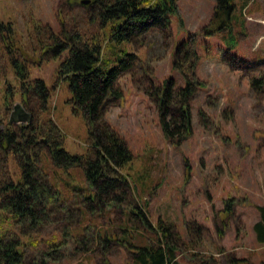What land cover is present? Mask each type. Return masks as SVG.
Returning a JSON list of instances; mask_svg holds the SVG:
<instances>
[{
	"label": "rangeland",
	"instance_id": "rangeland-1",
	"mask_svg": "<svg viewBox=\"0 0 264 264\" xmlns=\"http://www.w3.org/2000/svg\"><path fill=\"white\" fill-rule=\"evenodd\" d=\"M83 1L0 0V22L12 28L0 30V128L16 105L24 106L31 120L12 122L18 142L38 133V178L58 196L42 225L14 228L26 243L27 264H42L43 252L61 240L45 264H132L134 246H155L163 235H171L179 264H228L230 258L264 264V244L253 229L264 207V0H237L234 51L227 31L207 35L215 0H178L169 29L120 46L137 60L118 80L122 98L106 106L104 119L133 158L119 169L129 182L124 199L102 204L92 201L96 189L84 164L56 166L50 153L59 144L71 155H96L84 111L59 76L68 52L54 54L68 36L85 43L98 35L114 59L93 0ZM12 57L28 68L29 91L20 86ZM186 75L202 85L191 102L192 135L176 145L163 134L158 96L167 80L175 79L176 89L185 86ZM36 80L46 84L45 100L33 88ZM16 153L0 152L1 179L21 178L20 160L27 157Z\"/></svg>",
	"mask_w": 264,
	"mask_h": 264
},
{
	"label": "trees",
	"instance_id": "trees-1",
	"mask_svg": "<svg viewBox=\"0 0 264 264\" xmlns=\"http://www.w3.org/2000/svg\"><path fill=\"white\" fill-rule=\"evenodd\" d=\"M177 3L178 0H93L92 4L97 8L103 28L101 37L108 44L114 59L106 57V47L98 35L85 43L80 35L68 36V40L58 41L54 48L55 55L62 56L68 52L60 64L59 76L68 81L74 103L84 111L91 127L90 134L96 155L94 158H89L88 155H71L59 144L51 145L50 153L56 166L72 167L84 164L86 179L96 189L95 199L92 201L97 200L102 204L108 199H124V187L129 185L119 169L132 161L133 153L124 139L104 119L106 106L122 98V91L117 87L118 80L133 69L137 60L136 55L119 48L152 29H169L172 18L178 15ZM238 8L237 0H215L211 29L207 33L211 37L227 31L226 43L229 51L237 48L234 22L238 18L235 14ZM241 8H245V4ZM4 29L12 32L10 26L0 22V30L3 32ZM183 44L189 45L186 42ZM180 51L181 48L176 51V59ZM187 55L185 57H189ZM11 61L20 86L29 91L32 86L28 81V68L16 57H12ZM178 64L180 65V61L176 60L175 65ZM186 78L185 86L179 89L174 86L175 79L167 80L164 91L158 96L159 123L163 134L176 145L192 135L191 102L196 94V86L202 85V82L190 78L189 75ZM34 84L37 94L45 100L48 93L44 81L36 80ZM26 85L29 86L28 89L24 88ZM22 95L25 97V94ZM24 110V106L16 105L12 111L14 120H19V115ZM10 121L3 124L4 129L0 128V152L4 150L8 154L14 150L17 155L21 154L27 159L25 163L20 160L22 175L17 182L0 178V264H27L26 243L15 233L14 228L17 225L22 228L26 222H30L31 227L42 225L48 217V207L53 208L58 196L56 197L51 186L38 178L39 171L33 153L38 146L35 141L38 133L26 138L24 143H19L17 132ZM26 128L28 124L22 127L23 130ZM139 210L138 216L143 215L144 220H141L151 226L141 209ZM258 210L260 219L253 229L257 241L264 244V207H259ZM172 228V225H168V231ZM170 237L171 235H163L160 237L161 242L155 246H134L132 264H179L176 247L168 242ZM109 241L108 237H104L103 242ZM64 244L61 240L49 246L52 249L43 252L42 264H45L46 256H53ZM228 264L249 263L230 258Z\"/></svg>",
	"mask_w": 264,
	"mask_h": 264
},
{
	"label": "water",
	"instance_id": "water-1",
	"mask_svg": "<svg viewBox=\"0 0 264 264\" xmlns=\"http://www.w3.org/2000/svg\"><path fill=\"white\" fill-rule=\"evenodd\" d=\"M89 3H90V0L83 1V4H89ZM19 120L22 122H30L31 116L29 114L23 112L19 115ZM13 121H14V118L12 117L10 124H12Z\"/></svg>",
	"mask_w": 264,
	"mask_h": 264
}]
</instances>
